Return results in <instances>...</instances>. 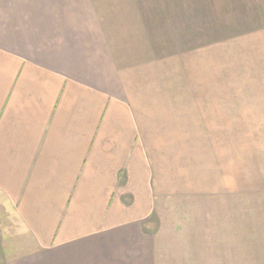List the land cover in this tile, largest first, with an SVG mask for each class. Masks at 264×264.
Instances as JSON below:
<instances>
[{"label":"crops","instance_id":"crops-1","mask_svg":"<svg viewBox=\"0 0 264 264\" xmlns=\"http://www.w3.org/2000/svg\"><path fill=\"white\" fill-rule=\"evenodd\" d=\"M143 6L0 0V264H206L225 247L224 233L159 230L156 194L176 160L171 176L189 177L182 160L223 102L238 121V95L206 86L205 51L160 59Z\"/></svg>","mask_w":264,"mask_h":264},{"label":"rangeland","instance_id":"rangeland-1","mask_svg":"<svg viewBox=\"0 0 264 264\" xmlns=\"http://www.w3.org/2000/svg\"><path fill=\"white\" fill-rule=\"evenodd\" d=\"M143 3L145 30L160 59L174 53L177 63H185L183 57L194 62V56L205 51L206 86L232 87L238 95H232L233 104L238 100V121L230 119L237 115L236 105L223 102L225 122L209 124L206 142L191 144L190 159L182 160L189 177L171 176L178 172V160L168 175L166 169L160 175L169 182L161 183L167 190L156 194L159 230L224 233L225 247L206 264H264V0ZM214 64L222 73L217 83L211 75ZM197 77L198 65L192 63L191 86H196ZM122 199L128 203L131 196ZM154 219L146 221L148 230L156 229ZM23 238L18 244L29 246L27 236Z\"/></svg>","mask_w":264,"mask_h":264}]
</instances>
